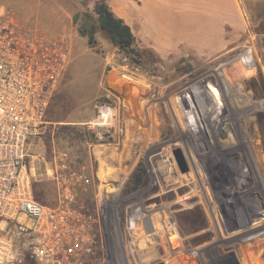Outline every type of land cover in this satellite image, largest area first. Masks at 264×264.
Masks as SVG:
<instances>
[{
	"label": "rangeland",
	"instance_id": "obj_1",
	"mask_svg": "<svg viewBox=\"0 0 264 264\" xmlns=\"http://www.w3.org/2000/svg\"><path fill=\"white\" fill-rule=\"evenodd\" d=\"M96 1L101 0H0V12H13L51 35L65 34L70 45L69 62L50 93L44 129L27 148L35 199L55 203L53 152L65 150L89 173L98 170L100 177L117 181L127 175L116 201L136 192L146 204L176 209L178 248L147 253L157 256L155 264H176V259L178 264H231L227 254L235 243L241 264H264V253L258 252L264 249V230L238 236L264 223V39L243 1L226 0L227 44L200 53L183 44L160 49L136 13L142 0H102L130 26L140 61L120 52L99 30L89 43L82 30L91 28L85 13L93 18ZM175 147L183 150L189 175L179 173ZM139 168L143 181L133 188L132 174ZM215 168L226 169L227 179L212 185L205 180L202 190L195 173ZM82 201L93 207V189ZM115 203L107 206L110 223L116 207L120 213ZM213 215L225 217L223 235L238 236L233 243L217 235ZM117 239L111 229L108 240L96 243L93 264L119 263Z\"/></svg>",
	"mask_w": 264,
	"mask_h": 264
},
{
	"label": "built area",
	"instance_id": "obj_2",
	"mask_svg": "<svg viewBox=\"0 0 264 264\" xmlns=\"http://www.w3.org/2000/svg\"><path fill=\"white\" fill-rule=\"evenodd\" d=\"M69 58L65 34L51 35L13 12H0V264H93L96 243L108 240L111 229L118 237V264H155L157 256L147 253L178 248L176 209L146 204L136 192L116 201L127 175L117 181L98 170L89 173L58 149L50 169L55 203L34 197L28 144L44 129L50 93ZM88 189L93 207L82 201ZM113 203L121 208L110 223L107 206Z\"/></svg>",
	"mask_w": 264,
	"mask_h": 264
},
{
	"label": "crops",
	"instance_id": "obj_3",
	"mask_svg": "<svg viewBox=\"0 0 264 264\" xmlns=\"http://www.w3.org/2000/svg\"><path fill=\"white\" fill-rule=\"evenodd\" d=\"M242 1L250 23L256 28L259 37L264 39V0ZM229 3L234 5L232 0ZM126 4L131 6L127 1ZM125 5L120 7L124 9ZM141 6L136 8V13L144 18L146 31L163 51H173L183 44L204 53L220 49L228 42L223 25L227 17L226 0H142ZM236 9L241 11L239 6ZM263 230V225L253 227L238 236L243 238L245 234H258Z\"/></svg>",
	"mask_w": 264,
	"mask_h": 264
},
{
	"label": "trees",
	"instance_id": "obj_4",
	"mask_svg": "<svg viewBox=\"0 0 264 264\" xmlns=\"http://www.w3.org/2000/svg\"><path fill=\"white\" fill-rule=\"evenodd\" d=\"M93 18L89 13L85 15L91 20V28L83 34H87L90 44L94 42V29L99 30L108 41L116 46L120 52L129 56L135 61H140V53L136 48V39L130 26L119 16H117L105 1H96L93 5ZM65 151V150H63ZM144 169L139 168L132 174L133 188L142 184Z\"/></svg>",
	"mask_w": 264,
	"mask_h": 264
},
{
	"label": "flooded vegetation",
	"instance_id": "obj_5",
	"mask_svg": "<svg viewBox=\"0 0 264 264\" xmlns=\"http://www.w3.org/2000/svg\"><path fill=\"white\" fill-rule=\"evenodd\" d=\"M185 158H186V156H185ZM174 160H175V158H174ZM186 161H187V164H188V160L187 159H186ZM175 162H176V160H175ZM176 165H177V163H176ZM177 168H178L180 174H186V175H189L190 174L191 168H190V165L189 164H188V170L187 171L182 172L179 169L178 165H177ZM253 172H254V174H256L255 169L253 170ZM228 173L229 172H226V169H223V168H221V169L220 168L211 169L209 173L206 172V169H200L199 171H197L195 173V175H196L195 180L198 183H200L202 186H203V182L205 180L212 185V183H214L213 181H215V180L216 181H221L222 179L223 180H226ZM202 190H204V186H203ZM204 198L207 199V201L205 200V203H207L209 201L208 206L209 207L211 206L210 208L212 209V202L210 200H208L207 195L205 193H204ZM196 206H197V204H194L193 206H191V207H189L187 209H190L191 210V209L195 208ZM205 219L207 220L206 217H205ZM225 221H226V219H225L224 216H222V217H219V216L216 217L215 215H213V219H212L211 223H212L213 227L215 228L217 235H219V237L221 239H225L227 237V239L229 241H226V243L227 242L233 243L234 240L237 239L238 236H234L235 237L234 238L231 235H227V236H224L223 235L222 226L225 223ZM262 225L264 226V223ZM262 225H260V226H262ZM255 227H259V226H254V228ZM203 229H204L203 231H207L208 230V226L204 227ZM262 233L263 232L258 233V234H254V235L259 236ZM231 239H233V241ZM233 246H234L233 249H231L230 252H228V254H227L229 256L230 260H231V264H241V262L239 261L238 256L236 255V253H237L236 252V249L237 248L239 249L240 248V245L235 243V244H233ZM254 246H255V244H254ZM254 250H256V252H257L258 251V248H255L254 247ZM258 252L264 253V249H262L261 247H259V251Z\"/></svg>",
	"mask_w": 264,
	"mask_h": 264
},
{
	"label": "water",
	"instance_id": "obj_6",
	"mask_svg": "<svg viewBox=\"0 0 264 264\" xmlns=\"http://www.w3.org/2000/svg\"><path fill=\"white\" fill-rule=\"evenodd\" d=\"M173 156L176 160V163L179 167V169L184 172L188 170V164L184 155L183 150L180 147H175L173 149Z\"/></svg>",
	"mask_w": 264,
	"mask_h": 264
}]
</instances>
